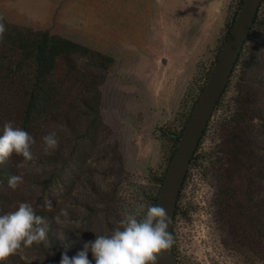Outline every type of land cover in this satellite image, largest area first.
<instances>
[{"label": "rangeland", "instance_id": "1", "mask_svg": "<svg viewBox=\"0 0 264 264\" xmlns=\"http://www.w3.org/2000/svg\"><path fill=\"white\" fill-rule=\"evenodd\" d=\"M243 1L0 0V15L8 23L48 31L114 60L101 87L97 124L89 132L77 125L74 136L62 128L60 163L28 162L22 167L24 183L10 191V210L27 202L38 216L51 214L58 240V252L44 240L13 255L15 264H60L63 254L77 256L96 234L111 235L125 212L158 206L169 163ZM261 39L264 0L181 191L173 236L179 264H264V248L237 244L224 214L225 208L232 214L239 208L264 217V202L249 194L252 169L246 166L228 179L220 161L228 149L222 123L245 92L242 67L253 55L264 66ZM256 99L264 106L263 96ZM253 124L262 126L259 119ZM88 258L95 264L91 251Z\"/></svg>", "mask_w": 264, "mask_h": 264}, {"label": "trees", "instance_id": "2", "mask_svg": "<svg viewBox=\"0 0 264 264\" xmlns=\"http://www.w3.org/2000/svg\"><path fill=\"white\" fill-rule=\"evenodd\" d=\"M259 16L260 10L234 73L242 61ZM0 18L7 28L0 41V135L5 123L13 122L14 126L34 137L36 143L31 150L38 163L44 167L56 165L60 163L61 129L67 128L74 136L78 131L77 125L89 132L97 124L102 106L101 87L114 60L48 31H34L12 25L1 15ZM257 42L264 46V39ZM242 68L239 82L244 83L245 92H241V98L235 102L237 108L232 117L222 123L223 131L227 132L224 145L228 149L223 152L224 159L220 161L224 162L223 173L228 179L244 167H250L255 183L254 187H249V194H253L254 201L256 198L257 202H264V119L261 117L264 106L261 99H256L264 98V66L258 64L253 55ZM254 83L257 85L255 92L252 90ZM255 114L259 115L260 127L253 124L258 120ZM52 132L56 133L59 147L51 154H45L43 137ZM38 146L41 149L37 151ZM27 163L22 156L13 153L5 163L0 164V215L10 212L11 205L14 206L9 199L13 190L8 186L9 177L22 175V167ZM18 164L21 166L17 167ZM229 210L225 208L224 214L229 218L228 226L233 237L239 238L236 243L256 244L264 248V217L261 221L250 209L237 208L233 214L227 213ZM40 216L44 219L42 226L47 231L46 240L58 252L54 218L51 214ZM14 259L11 256L0 264H15Z\"/></svg>", "mask_w": 264, "mask_h": 264}, {"label": "clouds", "instance_id": "3", "mask_svg": "<svg viewBox=\"0 0 264 264\" xmlns=\"http://www.w3.org/2000/svg\"><path fill=\"white\" fill-rule=\"evenodd\" d=\"M7 32L6 25L0 18V41ZM34 137L13 122H6L3 134L0 135V164L10 158L13 153L22 156L24 162L35 159L32 146ZM44 152L51 154L59 147L55 132L43 137ZM18 164L17 167H20ZM24 183L22 175H12L8 186L15 190ZM35 189L36 186L33 185ZM45 207L52 208L51 201ZM61 215L68 219L66 209ZM171 218L162 206L139 205L135 212H125L111 235H97L94 241L85 242L83 250L73 258L65 253L60 264H92L88 258L91 251L95 264H158L160 256L171 249L174 240L168 228ZM44 219L35 213L30 203L21 202L15 211L0 215V261L39 244L47 239Z\"/></svg>", "mask_w": 264, "mask_h": 264}, {"label": "water", "instance_id": "4", "mask_svg": "<svg viewBox=\"0 0 264 264\" xmlns=\"http://www.w3.org/2000/svg\"><path fill=\"white\" fill-rule=\"evenodd\" d=\"M262 2L263 0L243 1L237 19L228 34L200 99L190 115L171 163H169L158 206L162 205L168 211L171 218L168 231L172 236H174L178 202L187 179L190 164H192L215 110L227 90L236 64L257 19ZM158 264H179L175 255L174 243L170 250L160 256Z\"/></svg>", "mask_w": 264, "mask_h": 264}]
</instances>
